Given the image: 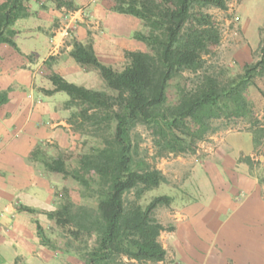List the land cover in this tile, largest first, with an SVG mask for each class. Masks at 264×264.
Masks as SVG:
<instances>
[{"label": "crops", "instance_id": "obj_1", "mask_svg": "<svg viewBox=\"0 0 264 264\" xmlns=\"http://www.w3.org/2000/svg\"><path fill=\"white\" fill-rule=\"evenodd\" d=\"M69 1L68 8L55 0H25L28 15L13 26L15 47L0 43V91L8 95L0 106V264H83L60 242L43 243L37 231L39 225L52 241L49 213L56 209L57 192L72 187L69 177L47 171L40 159L76 149L78 141L66 121L68 95L43 92L53 89L48 73L102 90L106 84L98 72L84 70L70 56L73 39L90 40L99 61L115 70L122 68L124 51L148 49L133 36L144 32L142 21L114 11L113 0ZM256 2L260 26L264 0ZM50 56L54 61L47 66ZM210 138L214 147L202 142L193 160L182 161L180 183L168 188L175 191L165 212L171 229L159 236L166 258L154 264H264V186L239 160L254 159L260 148L248 129Z\"/></svg>", "mask_w": 264, "mask_h": 264}, {"label": "trees", "instance_id": "obj_2", "mask_svg": "<svg viewBox=\"0 0 264 264\" xmlns=\"http://www.w3.org/2000/svg\"><path fill=\"white\" fill-rule=\"evenodd\" d=\"M24 1L0 4V43L15 47L14 22L28 15ZM55 1L57 7H72L69 0ZM113 1L114 11L142 21L146 31H136L133 36L152 53L126 50L122 68L115 70L99 61L90 40L82 43L73 39L70 56L84 70H96L112 92L76 85L53 71L47 75L53 89L43 92H65L68 100L63 107L69 110L66 121L70 128L97 138L100 145L78 154L74 166L63 153L41 158L40 163L47 171L70 177L95 195V209L75 205L66 198L49 213L58 226L70 225L66 231L71 239L94 237L91 246L85 241L79 248H70L67 240L66 252L83 264H154L166 258L159 236L171 229L159 221L156 211L168 207L172 197L155 195L140 203L145 192L167 179L141 155L136 128L145 125L150 129L155 156L162 157L193 153L196 143L216 130L212 125L215 120L248 117L251 110L244 91L255 84L256 77L264 75V34L257 58L245 63L240 73L223 76L206 66L203 55L208 45L221 37L205 9L225 10L226 0ZM52 61L50 56L46 65ZM185 71L193 74L192 78H185ZM172 81L174 102L167 94ZM7 100V91H0V106ZM248 130L257 147L260 137L256 130ZM239 160L252 170L249 156ZM257 178L264 185V178ZM37 231L43 243L53 246L39 225Z\"/></svg>", "mask_w": 264, "mask_h": 264}, {"label": "rangeland", "instance_id": "obj_3", "mask_svg": "<svg viewBox=\"0 0 264 264\" xmlns=\"http://www.w3.org/2000/svg\"><path fill=\"white\" fill-rule=\"evenodd\" d=\"M226 1L227 9L225 10H221L216 7H208L205 9L206 12L212 15L213 20L219 27L221 37L219 42L208 45L203 56L206 61V66L209 69L217 73H221L223 76H232L240 73L242 71V66L245 63L252 62L257 58L259 40L264 34V31L260 32L259 29L264 27V22H262L260 26L255 25V21L259 19L258 17L260 14V4L259 2L257 3L256 0ZM145 31L146 29H144V32ZM256 32L257 36L255 35ZM147 52L152 53L149 48L147 49ZM183 76L185 78H192L193 74L185 71L183 72ZM187 83H189V80ZM172 85L173 81L170 82L167 89L168 99L170 102H174L176 99L173 94ZM101 91L112 92L107 85H105ZM244 96L251 110L250 115L246 118H235L230 121L225 119L213 121L212 125L216 128V130L206 136L203 140L198 141L195 145L194 152L201 149L199 145L202 142H205L204 145L214 147V141L210 138V136L215 137L216 135V137H219V133H224L226 130L242 131L244 129L252 128L253 130H256V136L260 137V144L256 147L260 149L254 156V159H252V172L255 173L256 177L259 176L264 178V167H262L260 160V155L262 156L261 145L264 143V131H260L264 129V75L255 78V84L250 85L244 91ZM252 124L254 125L252 126ZM136 132L139 136V148L141 155H143L148 163L161 170L167 179L165 184H161L157 188L145 192L143 197L140 199V203H147L148 200L155 195L167 194L174 197L175 191H169L168 188L180 183V177H182L183 173V169L181 167L182 161L193 160L194 152L179 155L168 154L166 156L157 157L155 156V148L150 129H147L145 125H139L136 128ZM77 134L78 141L76 149L62 152L67 156V161L71 166L75 165L76 156L78 154L87 152L90 148L100 145L99 140L95 137L88 135L85 136L79 133ZM70 179L72 180V187H69V189L71 190L74 200L71 199L68 193V187H63V189H60L57 192L59 197L57 206L66 198H69L75 205H82L95 209L97 203L94 192L83 187L74 179ZM166 210V207H161V209L158 208L156 215L159 221H163L164 226L168 228L170 227V223L166 222ZM51 221L53 222V226H50L53 235V237H51L52 241H50L52 245L54 244L53 241L60 242L62 245L61 250H65L67 248L65 246L67 240L70 241V248L85 246V241H87V245H92L93 236L88 238L81 235L79 240L71 239L66 231L70 225L62 228L58 226L53 219H51Z\"/></svg>", "mask_w": 264, "mask_h": 264}]
</instances>
